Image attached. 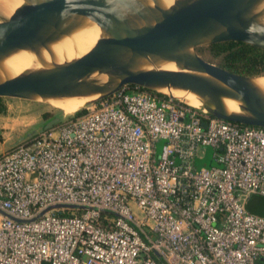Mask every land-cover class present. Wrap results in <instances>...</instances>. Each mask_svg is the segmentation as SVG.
Wrapping results in <instances>:
<instances>
[{"label":"built area","instance_id":"1","mask_svg":"<svg viewBox=\"0 0 264 264\" xmlns=\"http://www.w3.org/2000/svg\"><path fill=\"white\" fill-rule=\"evenodd\" d=\"M252 194L264 127L125 84L0 153V264H264Z\"/></svg>","mask_w":264,"mask_h":264},{"label":"water","instance_id":"2","mask_svg":"<svg viewBox=\"0 0 264 264\" xmlns=\"http://www.w3.org/2000/svg\"><path fill=\"white\" fill-rule=\"evenodd\" d=\"M0 18V64L20 50L52 52L50 45L88 22L98 25L100 34L119 31L106 45L55 57L44 70L0 71L1 97L98 99L125 84L169 94V89L189 90L212 115L264 127V89L255 81L264 74L230 71L195 50L226 40L264 48V0H39ZM167 62L179 68L158 64ZM226 98L244 111L229 110ZM59 120L49 118L43 129ZM37 132L28 131L16 143Z\"/></svg>","mask_w":264,"mask_h":264},{"label":"bare ground","instance_id":"3","mask_svg":"<svg viewBox=\"0 0 264 264\" xmlns=\"http://www.w3.org/2000/svg\"><path fill=\"white\" fill-rule=\"evenodd\" d=\"M38 1L39 0H0V15H8L22 7H32ZM161 1L168 4L172 0ZM118 34L119 31H114L109 34H100L98 25L88 22L87 25L80 27L72 34L63 37L50 45L52 52L42 48L32 51L20 50L19 52L14 53V56H23L21 62H23L26 67H19L17 64H20L21 62H18L9 56L1 62L0 71H2V73H4V71L5 73H15L20 72L23 69L31 68L32 66H35L33 69L44 70L52 64L55 58L54 56L60 55L57 59H63L65 57L69 58L80 55L87 51L91 46L106 45L111 38L116 37ZM162 68L178 69L173 62L163 64ZM255 81L264 89V77L256 78ZM169 91L176 95L179 93L178 95L184 97L191 103L199 104L201 102L198 95L192 91L180 89H169ZM90 97L91 96H68L63 98H52L50 99V102L67 112H71L81 107L86 101H88V99H90ZM224 101L229 110L244 111L239 110L237 101L229 98H226Z\"/></svg>","mask_w":264,"mask_h":264},{"label":"rangeland","instance_id":"4","mask_svg":"<svg viewBox=\"0 0 264 264\" xmlns=\"http://www.w3.org/2000/svg\"><path fill=\"white\" fill-rule=\"evenodd\" d=\"M9 13L8 15H10ZM6 15V16H8ZM1 20V18H0ZM195 50L203 56L205 59L212 61L217 64L219 57L213 56L210 52L208 45H199L195 47ZM13 59L21 62L23 56H14L13 54L10 55ZM60 55L54 56L59 57ZM160 66H163L165 63H158ZM19 67L23 68V62H21ZM158 65V66H159ZM35 66H32V69ZM176 67H178L176 65ZM179 68V67H178ZM24 70V69H23ZM94 77L99 76L98 74H94ZM102 79L107 78V75H100ZM262 78V77H259ZM179 93L174 94L176 96ZM79 98V97H78ZM6 103V110L3 113H0V153L3 151L8 150L11 146H14L15 143L18 141L20 136L25 135L28 131H41L44 127L45 122L53 117L58 115L61 119H66L71 116L78 115L85 107L92 104L95 100L93 97H90L88 101H86L81 107L71 112H67L64 109L52 104L50 99H43V98H34V99H25V98H18V97H3ZM239 110L240 107H239ZM79 111V112H77ZM59 120V121H60ZM57 122L54 124L56 125ZM161 146V141L157 142V151L159 152ZM209 148V147H208ZM210 150V148H209ZM207 164L209 161H205ZM200 164V163H199ZM264 196L259 194H252L248 198V205L249 206H261L264 202Z\"/></svg>","mask_w":264,"mask_h":264},{"label":"trees","instance_id":"5","mask_svg":"<svg viewBox=\"0 0 264 264\" xmlns=\"http://www.w3.org/2000/svg\"><path fill=\"white\" fill-rule=\"evenodd\" d=\"M208 48L213 56L219 57L217 64L225 69L244 75L264 74V48L262 47L241 40H226L212 43L208 45ZM129 85L134 87L132 84ZM5 110L6 103L0 96V113ZM248 201L246 207L250 211L264 215V202L261 206L253 207L248 205Z\"/></svg>","mask_w":264,"mask_h":264}]
</instances>
